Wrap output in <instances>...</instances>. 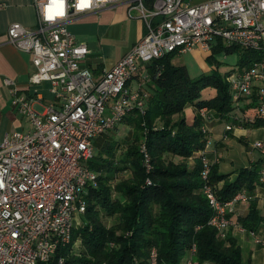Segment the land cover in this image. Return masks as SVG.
Returning a JSON list of instances; mask_svg holds the SVG:
<instances>
[{"label":"built area","instance_id":"obj_1","mask_svg":"<svg viewBox=\"0 0 264 264\" xmlns=\"http://www.w3.org/2000/svg\"><path fill=\"white\" fill-rule=\"evenodd\" d=\"M120 2L32 0L36 28L12 23L7 29V42L30 55L33 70L29 83L33 87L50 83L54 100L44 113H38L33 107V102H40L38 98L21 94L10 79L3 81L12 106L27 119L30 129L0 138V264L45 263L70 242L72 229L86 210L87 188L97 185V174L88 167L95 154L93 140L114 129L134 109L145 110L147 93L128 85L140 64L195 49L210 57L224 44L256 52L258 59L226 74L225 81L235 106L254 100L258 113L264 116V0H206L198 4L127 0V8L138 11L146 32L95 81L90 70L80 64L88 47L76 41L67 24ZM144 80L148 81L147 73ZM207 113L206 107L197 109L205 136L204 149L198 152L203 164L201 192L212 211L208 224L223 238L232 224L228 216L233 205L248 197L238 193L222 202L215 195L209 173L218 158L212 161L208 157L211 117ZM230 129L226 125L225 130ZM140 149L148 162L145 146ZM252 149L264 156V141H255ZM259 183L264 186V169L259 171ZM255 242L264 246L258 238ZM194 253L193 244L185 264H199L193 260ZM149 262L157 264L154 249Z\"/></svg>","mask_w":264,"mask_h":264},{"label":"trees","instance_id":"obj_2","mask_svg":"<svg viewBox=\"0 0 264 264\" xmlns=\"http://www.w3.org/2000/svg\"><path fill=\"white\" fill-rule=\"evenodd\" d=\"M225 51L241 54L240 69L259 58L258 53L237 47ZM175 56L172 52L146 64L152 94L143 113L134 109L122 120L132 128V142L124 152L117 156L116 140L102 143L104 134L93 140L96 152L88 167L97 174V185L87 188L81 222L72 229L67 245L59 247L48 262L38 264H59L60 259L62 264H150L152 249L157 264H181L193 244V260L199 264H249L242 262L232 234L227 232L221 238L208 224L212 211L201 192L203 164L198 155L205 146L202 120L195 114L190 122L185 109L207 107L233 125L240 122L234 111L244 115L252 110L254 114L240 122L247 128L264 127V116L258 113L254 100L235 106L227 82L218 74L192 77L184 66L173 64ZM208 88L216 94L202 100L201 92ZM188 160H193V165ZM261 163L264 159L240 169L232 181L213 164L209 182L216 197L226 202L238 193H252L259 183ZM260 221L251 202L240 223L254 231Z\"/></svg>","mask_w":264,"mask_h":264},{"label":"crops","instance_id":"obj_3","mask_svg":"<svg viewBox=\"0 0 264 264\" xmlns=\"http://www.w3.org/2000/svg\"><path fill=\"white\" fill-rule=\"evenodd\" d=\"M204 1L206 0H184L189 4ZM126 2L127 0H121L116 6L105 9L99 14H85L67 24V29L74 35L76 41L85 43L88 47L89 52L80 64L90 70L95 81L101 79L103 74L110 70L146 32L145 23L139 18L138 11L129 10ZM12 23L21 24L30 30L36 28L37 16L32 0H0V138L6 134L26 132L30 129L27 119L12 106L11 94L4 85V79L12 80L21 94L33 99L38 98L40 102H33V107L38 113H44L46 107L54 100L50 83L44 82L36 87L29 83V76L33 70L30 55L7 42V29ZM188 53L202 70H207L206 59L209 56L206 53L199 49L185 54ZM185 54H176L172 62L174 65L184 66L188 71L186 63L180 60ZM145 66L146 64L138 66L137 73L128 85L133 90L141 87L147 93L148 97L145 101L147 105L152 91L149 82L144 80ZM233 113L235 120L240 122H244L242 120L244 117L254 114L252 110H248L244 115L237 110ZM195 114L194 107L185 109V115L190 122ZM215 116L208 125L209 131L217 141L221 140V144L214 145V148L210 146L208 155H218L221 159L219 172L227 175L228 180L232 181L237 177L240 169L264 159L258 150H253L249 145L251 141H247L249 132L252 135V142L264 141V127L247 128L240 122H237L238 125H233L230 121ZM226 125L231 129L225 131ZM241 144L245 147H237ZM233 151L235 153L231 154ZM261 169H264V163H261ZM243 194L248 200L237 201L233 205V210L228 216L232 224L227 232L235 238L241 250L243 263L264 264V246L255 242V238L264 241V186L258 183L252 193ZM251 202L255 203L261 217L254 231L244 229L240 223V220L247 216ZM187 258L188 255L181 264H185Z\"/></svg>","mask_w":264,"mask_h":264},{"label":"rangeland","instance_id":"obj_4","mask_svg":"<svg viewBox=\"0 0 264 264\" xmlns=\"http://www.w3.org/2000/svg\"><path fill=\"white\" fill-rule=\"evenodd\" d=\"M225 49H226V47L224 44L223 46H221V48L219 50H217L215 53L214 52L212 53V56L210 59L211 62H209L208 60L206 62V67H207L206 71H204V69L202 70V68L199 67V64H196L195 60L192 59V56L190 53L182 55L180 57V60L184 61V63H186L189 75H191L192 77H198L201 74L216 73L225 81L226 80V74H230V73H233L234 71L238 70V65H239V63L241 61V57H242L238 51H231V52L226 53ZM215 94H216V91L213 88L203 90L201 92V95H202L201 99L202 100H209L210 98L215 96ZM207 112H208L207 113L208 116L211 117V120L216 117L215 112L212 111L211 109L207 108ZM196 114H197V111H196ZM131 134H132V128L130 126L126 125L125 122H121L111 131L104 133V135L102 134L103 136L100 138H101L102 143L105 139L116 140V142L118 143V148H117L116 154H117V156H119L121 153L124 152L126 146H128L132 142ZM250 134L251 133L249 132V137H248L247 141H251V142H249L250 143L249 145L252 146V144L254 142H252V140H251L252 135H250ZM209 138L211 141V145H210L211 148H214V145H218V143L221 142V140L217 141V139L212 137L210 132H209ZM214 141H217V143ZM237 147L243 148L245 146L241 144V146H237ZM250 149H251V147H250ZM94 150H95V148H94ZM234 153H235L234 151L231 152V154H234ZM209 156H210V154H209ZM214 157L218 158L217 164L219 165L221 163V159L218 157V155H215V154L213 156H210V159L213 161ZM168 158L174 162L180 161L178 158H175L172 156L171 157L169 156ZM188 163L193 165V160H188ZM105 221L107 224L110 223V220L105 219Z\"/></svg>","mask_w":264,"mask_h":264}]
</instances>
